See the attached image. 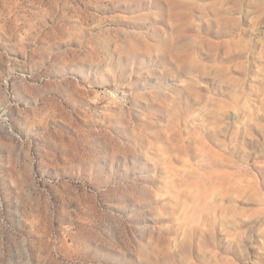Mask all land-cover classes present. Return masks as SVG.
<instances>
[{"label": "rangeland", "instance_id": "374dc122", "mask_svg": "<svg viewBox=\"0 0 264 264\" xmlns=\"http://www.w3.org/2000/svg\"><path fill=\"white\" fill-rule=\"evenodd\" d=\"M0 264H264V0H0Z\"/></svg>", "mask_w": 264, "mask_h": 264}]
</instances>
